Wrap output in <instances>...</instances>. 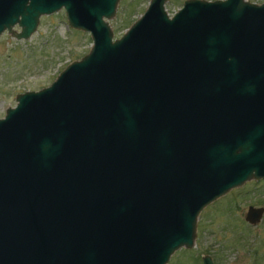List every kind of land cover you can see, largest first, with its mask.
Returning a JSON list of instances; mask_svg holds the SVG:
<instances>
[{"label":"water","instance_id":"1","mask_svg":"<svg viewBox=\"0 0 264 264\" xmlns=\"http://www.w3.org/2000/svg\"><path fill=\"white\" fill-rule=\"evenodd\" d=\"M117 1L0 0V33L62 8L91 38L0 116V264H164L202 207L264 178V1L148 0L112 38Z\"/></svg>","mask_w":264,"mask_h":264},{"label":"rangeland","instance_id":"2","mask_svg":"<svg viewBox=\"0 0 264 264\" xmlns=\"http://www.w3.org/2000/svg\"><path fill=\"white\" fill-rule=\"evenodd\" d=\"M147 2L117 1L115 13L108 19L113 37L125 30ZM181 2L165 0L168 15ZM90 44L89 33L70 27L62 8L39 16L26 38H15L4 29L0 33V116L14 104L17 92L49 84L69 61L87 52ZM248 204L263 207L261 218L254 224L243 217ZM203 254H209L214 264H264V178L247 179L202 207L193 245L177 248L164 264H201Z\"/></svg>","mask_w":264,"mask_h":264}]
</instances>
